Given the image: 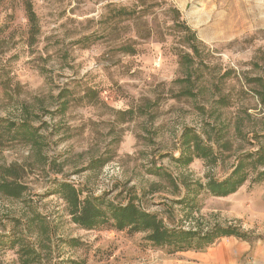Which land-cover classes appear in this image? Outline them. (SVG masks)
Instances as JSON below:
<instances>
[{"label":"rangeland","instance_id":"1","mask_svg":"<svg viewBox=\"0 0 264 264\" xmlns=\"http://www.w3.org/2000/svg\"><path fill=\"white\" fill-rule=\"evenodd\" d=\"M26 2L0 0V165L26 187L0 192V264H22L23 241L32 264H207L219 250L220 238L172 253L144 232L84 229L60 181L83 197L133 199L170 226H234L264 245V181L226 197L199 185L262 141L264 0H32L34 37ZM22 121L37 141L9 131ZM188 127L214 156L177 160Z\"/></svg>","mask_w":264,"mask_h":264},{"label":"trees","instance_id":"2","mask_svg":"<svg viewBox=\"0 0 264 264\" xmlns=\"http://www.w3.org/2000/svg\"><path fill=\"white\" fill-rule=\"evenodd\" d=\"M27 16L30 23V34L32 37L38 33V16L34 10L32 0H27ZM126 11L127 9H123ZM134 14V10L130 11ZM183 28L187 34V42L192 50H197V38L194 31L186 24ZM181 63L192 65L194 58L190 52L181 53ZM185 91L182 95L189 94ZM8 127L11 132H15L19 138L30 141L40 137L36 129L28 122L11 123ZM183 149L177 160L183 164H189L194 157H209L213 155V148L205 144L202 138L194 129L188 127L183 133ZM262 138L257 150L242 152L237 157L230 174L224 178L208 176L205 185L200 183L213 196L226 197L236 193L242 185L249 179L251 183H261L264 181V134L259 135ZM0 172L3 176L0 178V192L7 196L20 197L25 185L18 182L13 174V167L0 165ZM8 175V176H6ZM58 188L61 196L66 201L69 214L74 223L84 229H95L102 226H110L115 230H127L129 233H146V239L155 246H165L170 252H181L187 250L201 251L213 245L219 238L225 236H236L244 240H250L247 232L240 231L234 226L216 225L213 230L201 231L194 228H185L184 226H170L159 217L156 212L149 211L141 207L135 200L129 199L126 203H116L108 199L105 195H95L88 193L84 197L80 190L71 182L60 181ZM191 204V203H190ZM38 253L31 246V242L23 241L20 249V260L22 264H32L36 261ZM69 264H85L84 261L71 259Z\"/></svg>","mask_w":264,"mask_h":264},{"label":"crops","instance_id":"3","mask_svg":"<svg viewBox=\"0 0 264 264\" xmlns=\"http://www.w3.org/2000/svg\"><path fill=\"white\" fill-rule=\"evenodd\" d=\"M207 258V264H264V245L236 236H225L220 238L219 250L213 256L207 255Z\"/></svg>","mask_w":264,"mask_h":264}]
</instances>
